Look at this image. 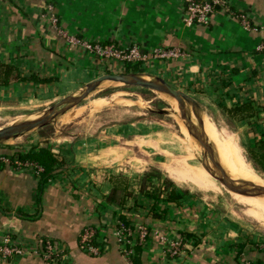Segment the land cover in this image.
Segmentation results:
<instances>
[{
	"label": "crops",
	"instance_id": "0c3cea01",
	"mask_svg": "<svg viewBox=\"0 0 264 264\" xmlns=\"http://www.w3.org/2000/svg\"><path fill=\"white\" fill-rule=\"evenodd\" d=\"M226 1L231 14L216 8L208 24L185 26L183 0H0V61L15 66L22 76L51 79L0 88V98L28 92L49 100L119 71L114 64L111 71L112 65L94 53L67 44L60 30L87 42L135 45L146 61L120 71L172 81L203 110L232 118L238 131L245 130L241 136L246 149L252 148L264 138V55L257 52L264 38V0ZM48 3L56 26L49 21ZM240 13L259 31L242 27ZM162 49L183 55L151 58ZM242 107L246 113H229ZM144 127L131 123L97 135H59L10 146L21 152L46 148L62 165L43 183L30 168L0 166V239L10 236L39 253L48 240L66 255L65 264H124L111 230L112 221L123 217L128 222L137 219L167 238H184L183 254L168 264H264V242L252 235L245 221L222 216L203 198L183 192L159 174L161 142ZM167 181L178 200L166 201L164 191L159 200L147 196ZM113 192L122 197L121 205L110 202ZM86 227L97 232L102 249L98 256L79 248ZM135 259L136 264L164 263L153 238ZM0 264L47 263L40 255L27 254L0 258Z\"/></svg>",
	"mask_w": 264,
	"mask_h": 264
},
{
	"label": "rangeland",
	"instance_id": "374dc122",
	"mask_svg": "<svg viewBox=\"0 0 264 264\" xmlns=\"http://www.w3.org/2000/svg\"><path fill=\"white\" fill-rule=\"evenodd\" d=\"M126 69L132 68L127 66ZM110 70H115L113 65ZM18 93L16 96L9 95L0 98V128L36 114L59 102L65 96L61 92L51 96L49 100H45L46 96H31L28 92L26 94ZM159 110H166L168 113L167 115H160L152 112ZM203 112L206 118L208 114L213 117L208 116V119L217 132L235 140L244 157L249 160L251 165L254 164L248 154L246 144L242 141V136L246 135L245 130L238 131L239 127L233 123L232 118H219L215 113L207 112V110H203ZM131 123H140L145 126L144 128L148 132L153 131L158 134L161 150L156 156V162L159 164L156 170L159 169L160 175L173 182L171 185L183 192H190L203 198L213 210L226 218L245 221L252 235L264 242V227L247 214L249 208L246 205H242L234 196H231L232 194L224 190L219 183L214 181V178L211 181L215 183V190L204 192L197 190L191 184H178L170 179L167 173L169 171L183 172L188 168H204L200 164L204 161L208 163L210 168L211 165L208 160H204L202 151L197 150V147L191 143L190 136L188 135L190 138L188 139L182 133L184 125L178 108L175 109L171 106L170 100L161 95L139 88L103 83L96 92L92 93L80 106L72 109L66 116L55 119V123L53 121L43 129L34 130L21 136L17 141L11 142L13 144L11 146L22 145L24 142L39 138L43 140L47 138L56 139L59 135H70L69 137L72 138L78 133L97 135L110 128L114 129ZM252 167L259 174L255 169L258 167L256 165L255 167L252 165ZM207 173L210 175L209 172ZM258 209L260 208L258 207ZM263 213L259 211L260 215Z\"/></svg>",
	"mask_w": 264,
	"mask_h": 264
},
{
	"label": "built area",
	"instance_id": "2783aa9c",
	"mask_svg": "<svg viewBox=\"0 0 264 264\" xmlns=\"http://www.w3.org/2000/svg\"><path fill=\"white\" fill-rule=\"evenodd\" d=\"M216 8L223 10L225 13H232L226 0H183L181 22L185 26L206 25L208 24L210 15L213 14ZM46 10L49 13L50 23L53 26H56L57 20L51 15L52 6L50 3L46 5ZM237 19L245 29L259 31L258 28L251 25L248 15L240 13L237 15ZM58 33L66 40L67 44L78 46L86 51L94 53L100 59L107 62V64H114L117 66L119 71L125 69L127 66H133L136 63L146 61L144 55L141 54L139 48L135 45L120 46L114 43L103 44L101 42H87L69 36L60 30ZM257 52L264 55V38L259 43ZM182 55L183 54L176 49L155 50L150 54L151 58L160 60H174ZM0 164L9 165L10 161L5 157L0 156ZM15 168H30L37 177H39L40 172H42V169H33L30 165L26 164L23 167ZM158 188L162 189L163 185ZM111 226L112 236L117 251L124 264H133V259L138 253L136 249L144 247L149 238H153L161 247L165 264H168V261L180 258L183 254L185 244L184 238L181 236L167 238L166 236L161 235L158 230L150 228L147 224L142 223L137 219H130L129 223L125 225L120 219L116 218L112 221ZM96 234L97 232L94 228L86 227L82 230L79 236V248L89 256H98L102 250ZM43 250L44 252L41 251V254L38 252L37 248L28 247L24 243L17 240L15 241L7 235L0 239V258L2 259L33 254L40 255L43 260L52 262V258L61 253L59 259L64 263L66 255L61 250L54 247L51 242H44Z\"/></svg>",
	"mask_w": 264,
	"mask_h": 264
},
{
	"label": "water",
	"instance_id": "95a60500",
	"mask_svg": "<svg viewBox=\"0 0 264 264\" xmlns=\"http://www.w3.org/2000/svg\"><path fill=\"white\" fill-rule=\"evenodd\" d=\"M103 83L139 88L173 100L178 107H181V110H179L180 117L190 125L184 126L188 135L204 145L211 165L209 169L210 176L215 179V182L226 187L227 191L232 195L236 194L244 198L264 197V186H257L245 181H233L226 175L218 161L213 145L208 142L205 136L203 119L206 118V115L196 98L181 90L172 81L152 73L118 71L102 74L84 84L77 91L64 96L59 102L50 107L0 128V147H10L13 145L11 142L17 141L21 136L34 130L43 129L49 126L55 119L66 116L72 109L80 106L85 99L96 92ZM152 112L160 115H167L168 113L166 110ZM206 119H208V116ZM252 165L255 167L254 164ZM255 169L264 177L261 171L256 167Z\"/></svg>",
	"mask_w": 264,
	"mask_h": 264
},
{
	"label": "bare ground",
	"instance_id": "6f19581e",
	"mask_svg": "<svg viewBox=\"0 0 264 264\" xmlns=\"http://www.w3.org/2000/svg\"><path fill=\"white\" fill-rule=\"evenodd\" d=\"M170 103L171 106H173L175 109L178 108V110H181V107H178V105L173 100H170ZM183 125L190 126L189 123L185 120H183ZM203 127L205 136L207 137L208 142L213 145L221 167L231 180L245 181L257 186H264V178L256 173L252 165L249 163L248 159L244 157L240 147L236 144L235 140H233L231 137H225L222 134L218 133L213 124L206 118L203 119ZM182 133L187 136L188 139L191 138V143H193L197 147V150L202 151L204 160H208L204 145L192 137L189 138L188 133L184 127L182 128ZM200 164L205 169L194 167L185 169L183 172L169 171L167 173L170 179L178 184H191L197 190H200L202 192L214 191L215 183L211 181L212 177L207 173H210V167L208 166V163L204 161V163ZM222 187L224 190H227L226 187ZM231 196H234L239 202L242 203V205H246L247 208H249L248 213H246L249 214V216L256 222H258L260 226L264 227V213L262 215L259 214V211L264 212V197L244 198L236 194H233ZM255 202L260 209H258Z\"/></svg>",
	"mask_w": 264,
	"mask_h": 264
},
{
	"label": "trees",
	"instance_id": "16d2710c",
	"mask_svg": "<svg viewBox=\"0 0 264 264\" xmlns=\"http://www.w3.org/2000/svg\"><path fill=\"white\" fill-rule=\"evenodd\" d=\"M32 81L36 84H44L51 81V79H40L35 75L32 76H22L18 69L7 63H3L0 61V88H6L13 84ZM239 112H247L246 107L242 108H234L229 113L235 115ZM248 154L254 164L258 167V169L264 174V138L259 140L254 147L247 149ZM0 156L7 158L10 161V165L14 167H23L25 164L30 165L33 169L40 168L42 172L39 174V181L45 182L50 177L54 175V171L56 168L62 165L61 161H58L54 156L50 153V151L46 148H38L35 150V147L30 148L26 152H21L13 147H0ZM249 161V160H248ZM3 164H0V166ZM167 183H169L167 181ZM170 183L163 186L162 189L160 188H152V192L147 193V196L153 200H159L162 198L163 191L166 193V201L174 202L180 198L178 194H176L172 189H169ZM167 189V190H166ZM166 190V191H165ZM112 196V197H111ZM110 196V202L115 203L116 205H121L123 203L122 197H117V195L113 192ZM109 198V199H110ZM108 199V200H109ZM157 218V216H155ZM123 224L127 225L129 222L123 218H119ZM48 240H44L42 242V252L44 242ZM50 242V241H49ZM139 252L140 248L136 249ZM41 252V254H42ZM61 254V253H60ZM52 258V262L45 261L47 264H65L62 263L59 259V255ZM136 258V257H135ZM133 259V264H136V259Z\"/></svg>",
	"mask_w": 264,
	"mask_h": 264
}]
</instances>
